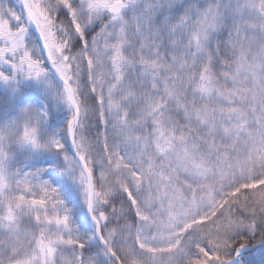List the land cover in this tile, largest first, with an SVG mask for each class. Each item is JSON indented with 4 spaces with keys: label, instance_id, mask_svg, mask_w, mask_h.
I'll return each mask as SVG.
<instances>
[{
    "label": "snow or ice",
    "instance_id": "1",
    "mask_svg": "<svg viewBox=\"0 0 264 264\" xmlns=\"http://www.w3.org/2000/svg\"><path fill=\"white\" fill-rule=\"evenodd\" d=\"M0 264H264V0H0Z\"/></svg>",
    "mask_w": 264,
    "mask_h": 264
}]
</instances>
